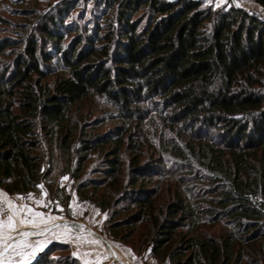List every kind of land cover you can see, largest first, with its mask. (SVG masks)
<instances>
[{"label":"trees","instance_id":"trees-1","mask_svg":"<svg viewBox=\"0 0 264 264\" xmlns=\"http://www.w3.org/2000/svg\"><path fill=\"white\" fill-rule=\"evenodd\" d=\"M85 1L91 14L21 0L15 31L0 15V188L65 192L69 175L108 235H136L158 264H264V16ZM95 97L112 111L92 119ZM30 264L78 261L45 250Z\"/></svg>","mask_w":264,"mask_h":264},{"label":"rangeland","instance_id":"rangeland-1","mask_svg":"<svg viewBox=\"0 0 264 264\" xmlns=\"http://www.w3.org/2000/svg\"><path fill=\"white\" fill-rule=\"evenodd\" d=\"M21 0H0V15L9 19L12 23L9 28L16 30V22L24 20L20 9L25 4H19ZM62 0H29L28 5L37 7L41 11H51ZM75 13L80 11L86 15L91 14L90 9L93 3L85 0H71ZM78 1V2H77ZM205 6L213 8L229 7L231 5L243 7L251 13L264 16V8L252 0H201ZM85 15V14H84ZM14 32L4 30V34L9 35ZM83 111L90 112L91 118H102L105 111H112L105 99L95 97L90 99L83 107ZM85 115H87L85 113ZM113 121L107 123L111 126ZM55 146V145H54ZM58 155V152L55 153ZM100 156L93 153L87 162L85 169L92 172L96 166L100 165ZM61 187L65 186V192H55L41 185L37 191H30L26 194H8L0 188V221H7L9 216H13L14 227L9 229L7 224L0 228V264H30L39 257L45 250L54 259L73 257L78 264H87L76 254L84 252L86 257L94 255V252L102 255L104 264H158L154 257H151L149 250L140 249V244L136 240V235L130 242L114 240L107 233L106 222L108 213L102 211L95 203L83 200L76 190V183L69 175L59 178ZM39 201V203H38ZM30 208L31 212H21L20 206ZM43 213L46 223H40L41 218L34 213ZM55 217V220H49ZM25 220H33L35 223H25ZM56 223H62L58 229H52L49 233L38 234L41 227H47ZM86 231V232H85ZM101 235L111 245L109 249L106 242L97 234ZM23 233H28L24 236ZM13 241V242H12ZM11 243V247H9ZM58 243V244H56ZM43 244V247H38ZM56 244V245H55ZM30 245H37L33 250ZM67 245V246H66ZM6 246L8 248L2 252ZM62 246V248H60ZM64 246V247H63ZM100 249L99 251H97ZM114 253V255H113ZM121 259L122 262L119 260ZM94 264L95 262L92 261Z\"/></svg>","mask_w":264,"mask_h":264},{"label":"snow or ice","instance_id":"snow-or-ice-1","mask_svg":"<svg viewBox=\"0 0 264 264\" xmlns=\"http://www.w3.org/2000/svg\"><path fill=\"white\" fill-rule=\"evenodd\" d=\"M38 203H39V201H38ZM19 210L21 212H25V211L26 212H31L32 211L30 208H27L26 206H23V205L20 206ZM34 215L36 217H40L41 218L40 223H46V221L43 219V215H44L43 213L36 212V213H34ZM48 219L49 220H55L56 218L55 217H49ZM24 222L25 223H35V221H33V220H25ZM5 223L7 224V227L9 229H12L14 227L13 216H9L6 222L5 221H0V228H2L5 225ZM59 227H60V225L53 224L50 228L49 227H45L43 229V233H49V232L52 231V229H58ZM22 235L26 236V235H28V233H23ZM2 243H4V241L0 240V244H2ZM9 247H11V245H9ZM29 247H31L33 250L37 249V245H30ZM38 247L42 248L43 244H39Z\"/></svg>","mask_w":264,"mask_h":264},{"label":"crops","instance_id":"crops-1","mask_svg":"<svg viewBox=\"0 0 264 264\" xmlns=\"http://www.w3.org/2000/svg\"><path fill=\"white\" fill-rule=\"evenodd\" d=\"M60 224V226H62V223H59ZM50 226H52V225H50ZM47 227H49V226H47ZM45 227H41L39 230V233L38 234H43V229H44ZM86 232V231H85ZM100 249H98L97 251H99ZM78 257H80L84 262L86 261L87 262V264H92L93 262L92 261H94L95 263L94 264H104V262L103 263H100V262H102V255H101V251H100V253H96V252H94V255H90V257H86L85 255V253L83 252H80V253H78V254H76ZM113 255H114V253H113ZM107 263V262H106ZM105 263V264H106Z\"/></svg>","mask_w":264,"mask_h":264},{"label":"water","instance_id":"water-1","mask_svg":"<svg viewBox=\"0 0 264 264\" xmlns=\"http://www.w3.org/2000/svg\"><path fill=\"white\" fill-rule=\"evenodd\" d=\"M56 224H58V225H60L59 223H56ZM51 226H49V228H50ZM95 234H97L98 236H100L105 242H106V244H107V246H108V248L110 249L111 248V245L106 241V239H104L101 235H99L98 233H96L95 232ZM13 242V241H12ZM11 243H9V245H10ZM8 245V246H9ZM8 246H6V248L2 251V252H4L7 248H8ZM121 262H122V260L121 259H119ZM125 264H128V263H125Z\"/></svg>","mask_w":264,"mask_h":264},{"label":"built area","instance_id":"built-area-1","mask_svg":"<svg viewBox=\"0 0 264 264\" xmlns=\"http://www.w3.org/2000/svg\"><path fill=\"white\" fill-rule=\"evenodd\" d=\"M258 16H261L260 14L257 13Z\"/></svg>","mask_w":264,"mask_h":264}]
</instances>
